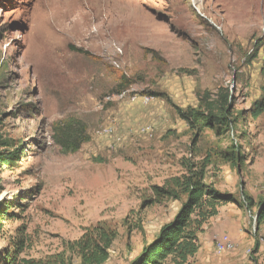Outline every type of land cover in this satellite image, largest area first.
I'll list each match as a JSON object with an SVG mask.
<instances>
[{"label":"rangeland","instance_id":"374dc122","mask_svg":"<svg viewBox=\"0 0 264 264\" xmlns=\"http://www.w3.org/2000/svg\"><path fill=\"white\" fill-rule=\"evenodd\" d=\"M198 1L0 0V135L23 147L0 165V264L54 261L97 225L118 232L105 264H132L187 200L153 188L202 167L234 201L187 264H264V0ZM206 92L228 95L226 121L200 132L175 105ZM70 119L90 140L66 153Z\"/></svg>","mask_w":264,"mask_h":264},{"label":"trees","instance_id":"16d2710c","mask_svg":"<svg viewBox=\"0 0 264 264\" xmlns=\"http://www.w3.org/2000/svg\"><path fill=\"white\" fill-rule=\"evenodd\" d=\"M259 47L258 44L256 49ZM257 52L250 57V60L257 57ZM130 85L128 79L124 78L119 83L118 88L120 89L116 94L123 95ZM205 96L208 101L204 108L185 110L175 105L179 116L186 120L191 128L200 132L207 127L214 126L216 122L226 121V109L223 112L222 101L226 104L228 95L222 94L220 99L213 100H210L209 92H206ZM263 113L264 100L254 102L252 105L253 117L258 118ZM87 130L84 123H76L74 119H70L65 121L64 125L57 127L56 142L63 152H77L84 143L90 140ZM18 145L12 139H4L0 135L1 166L16 164L21 157L23 148ZM153 190L156 196L155 202L165 197L180 199L182 194L187 195V200L174 220L162 227L159 235L144 247L138 259L132 264H167L169 260H172L173 264H187L189 259L195 256L201 248L198 230L211 217L218 215L221 205L234 201L233 195L224 194L205 183V167L200 170L190 168L187 174L174 177L168 185L155 186ZM258 219L260 221L264 219V206L259 210ZM117 237L118 232L115 229L104 225L89 227L80 239L69 242L66 251L57 255L54 261H28L27 264H73V255L80 256L82 264H105L110 258V249ZM67 251H70L72 256H66Z\"/></svg>","mask_w":264,"mask_h":264},{"label":"built area","instance_id":"2783aa9c","mask_svg":"<svg viewBox=\"0 0 264 264\" xmlns=\"http://www.w3.org/2000/svg\"><path fill=\"white\" fill-rule=\"evenodd\" d=\"M231 237L228 234L223 235L216 241V250L219 251L221 249H226L231 245Z\"/></svg>","mask_w":264,"mask_h":264},{"label":"bare ground","instance_id":"6f19581e","mask_svg":"<svg viewBox=\"0 0 264 264\" xmlns=\"http://www.w3.org/2000/svg\"><path fill=\"white\" fill-rule=\"evenodd\" d=\"M197 2H199V1L197 0ZM223 250H226V249H221L220 251H223Z\"/></svg>","mask_w":264,"mask_h":264},{"label":"water","instance_id":"95a60500","mask_svg":"<svg viewBox=\"0 0 264 264\" xmlns=\"http://www.w3.org/2000/svg\"><path fill=\"white\" fill-rule=\"evenodd\" d=\"M259 214V213H258Z\"/></svg>","mask_w":264,"mask_h":264}]
</instances>
